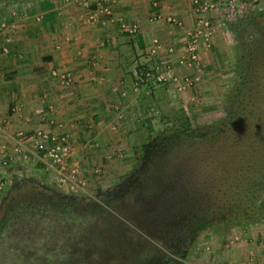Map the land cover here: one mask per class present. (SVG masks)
<instances>
[{"label": "trees", "instance_id": "trees-1", "mask_svg": "<svg viewBox=\"0 0 264 264\" xmlns=\"http://www.w3.org/2000/svg\"><path fill=\"white\" fill-rule=\"evenodd\" d=\"M5 15L6 7H0V21ZM259 19L264 20V10L249 8L227 22L237 76L222 102L224 116L211 124L199 125L191 110L161 94L162 83L137 78L132 70L134 82L145 88L137 102L144 137L134 146V170L120 184L99 190L98 197L73 198L45 187L50 201L12 206L5 198L0 264H151L165 249L184 264L191 255L182 250L188 240L196 244L205 233L264 221V32ZM135 68L155 72V62ZM154 119L163 128L155 131ZM30 186L44 188L36 181ZM169 252L163 259L170 258Z\"/></svg>", "mask_w": 264, "mask_h": 264}, {"label": "crops", "instance_id": "crops-1", "mask_svg": "<svg viewBox=\"0 0 264 264\" xmlns=\"http://www.w3.org/2000/svg\"><path fill=\"white\" fill-rule=\"evenodd\" d=\"M233 1L246 4L245 12L255 2L264 6V0ZM219 4L225 12L227 1ZM3 6L0 152L8 153L14 151L20 131L28 134V145L39 129L58 136L69 134L70 143L79 151L88 149L91 141L83 134L100 143L108 120L122 121L118 110L133 106L129 112L135 111L143 88L135 87L131 74L138 63L160 59L182 72L187 34L200 16L194 0H118L110 6V15L100 9L98 0H0ZM169 17L176 22H169ZM124 23L137 25L138 32L122 29ZM154 39L164 46L157 53L158 60L151 54ZM54 71L72 73L71 83L61 84ZM129 129L123 132L125 136L136 127ZM74 155L79 154L75 151ZM27 158L16 162L25 164ZM4 160L2 168L14 164Z\"/></svg>", "mask_w": 264, "mask_h": 264}, {"label": "rangeland", "instance_id": "rangeland-1", "mask_svg": "<svg viewBox=\"0 0 264 264\" xmlns=\"http://www.w3.org/2000/svg\"><path fill=\"white\" fill-rule=\"evenodd\" d=\"M249 8L264 10V6L256 2L249 4ZM244 12V10H237L235 13L244 14ZM213 13L210 46L205 47L201 44L199 65L189 66L185 63L182 72H176L172 64L173 77L162 83L161 90V94L173 103L191 110L197 116L199 125L211 124L224 116L222 102L237 76L233 37L227 25V22L231 20L226 17L227 13L221 11V8ZM259 23L264 32V20L259 19ZM165 63H161L163 67ZM143 89L145 92V88ZM134 92L138 94L139 91L137 89ZM156 95L159 96L158 92ZM131 109L133 106L118 110L116 113L120 120L127 121L131 126L121 125L122 121L118 119L108 120V127L105 128L104 137L100 143L98 139L86 133L81 137H85L88 141L91 139L88 142V149L79 151L74 148L75 144H71L73 154L68 167L71 172L68 176H71L73 172L74 175L69 180H61V176H58L54 169L49 165L41 164L31 152H27L29 157L25 164H20L22 161L18 163L13 161L16 166L11 164L0 167V210L11 187L20 178L34 180L46 187L48 191L73 198L98 197L99 190L106 191L123 182L136 166L134 146H138L139 139L144 137L141 130L143 116L138 103L134 112H129ZM154 113L151 112L152 118L157 117L158 113ZM128 115H130L129 118H125ZM151 115L147 114L146 118ZM158 121V119L153 120L155 131L163 128ZM126 127H129V130L136 127V130L125 136L123 132L127 131ZM87 131H89L88 128ZM75 151L79 155H74ZM15 156L19 157L16 154ZM116 214L119 215L118 212ZM92 225L97 230L101 228L98 222L92 221ZM198 241L199 246L191 248V255L185 264H264V221L246 228L234 227L228 233L214 232L211 236L205 233ZM31 263L36 264L35 261Z\"/></svg>", "mask_w": 264, "mask_h": 264}, {"label": "built area", "instance_id": "built-area-1", "mask_svg": "<svg viewBox=\"0 0 264 264\" xmlns=\"http://www.w3.org/2000/svg\"><path fill=\"white\" fill-rule=\"evenodd\" d=\"M66 3L77 2L78 0H64ZM100 9L103 10L108 15L111 14L110 6L118 2V0H98ZM221 0H194V3L197 5L200 16L197 19L195 27L193 30L189 31L187 34V39L185 42V53L182 56L184 59L183 62L187 63L189 66L199 65V53L200 46L203 44L205 47L210 46V39L212 36V23H213V12L218 11L220 8ZM227 1L228 8L225 11L227 13V18L229 20L234 19L237 15L235 12L238 10L242 11L246 4L241 3L238 5L236 1L233 0H224ZM241 1V0H240ZM169 22H176V19L173 17L168 18ZM6 26V23L3 22L0 24V33L3 28ZM122 29L128 31L131 34H136L138 32V26H128L127 24L122 25ZM163 44L157 40H153V48L151 49V54L155 57L157 53L163 49ZM174 49V48H173ZM172 48L170 51H174ZM161 61L155 62V72L144 69V68H134L133 74L135 77L146 76L147 78H152L156 82L165 83L167 80H170L173 77L171 72L172 64L170 62L165 63L164 67L162 66ZM54 77H56L59 82L63 85H68L72 81V73L70 72H53ZM135 87L138 88L139 82L135 81ZM4 120L0 116V129ZM61 127V125L59 126ZM18 138L16 140L15 149L13 152H0V161L6 163L4 160L8 158L9 161H18L22 158H27V152L34 153L35 157L42 162V164L49 165L58 176H61V180L70 179L73 177L74 172L71 176H68L70 160L72 158L73 149L69 141V134H61V136L53 135L47 130L39 129L36 130L31 137V144L28 145L25 140L28 137V134L25 131H20L17 134ZM19 155V157L15 156ZM20 158V159H19Z\"/></svg>", "mask_w": 264, "mask_h": 264}, {"label": "flooded vegetation", "instance_id": "flooded-vegetation-1", "mask_svg": "<svg viewBox=\"0 0 264 264\" xmlns=\"http://www.w3.org/2000/svg\"><path fill=\"white\" fill-rule=\"evenodd\" d=\"M31 182H34V180L23 178L18 183H15L18 185L13 184V186L11 187V190L9 191V195H8V199H10V205L12 206L25 205V204L30 205L33 203H39V202H45V201L51 200L50 198L51 196L44 193L45 187L41 189V191H39L37 189H34L32 186H30ZM198 244H199V241H197L196 244H190V241L188 240L185 244H182V250L184 249V250H188V252H191V248L199 246ZM165 250L167 253L169 252L167 249ZM167 253L164 252L162 255L161 254L156 255V257H153L149 261V263L151 264H177L175 260L180 259V257L178 255H175L174 253L169 252L170 258L163 259V258H166ZM185 262L186 261H184V264Z\"/></svg>", "mask_w": 264, "mask_h": 264}, {"label": "water", "instance_id": "water-1", "mask_svg": "<svg viewBox=\"0 0 264 264\" xmlns=\"http://www.w3.org/2000/svg\"><path fill=\"white\" fill-rule=\"evenodd\" d=\"M4 213V209L3 208H1V210H0V217H1V215Z\"/></svg>", "mask_w": 264, "mask_h": 264}]
</instances>
